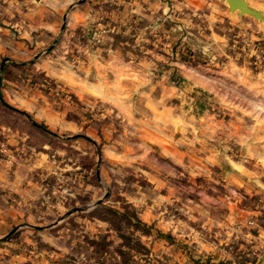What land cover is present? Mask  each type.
<instances>
[{
    "label": "rangeland",
    "instance_id": "rangeland-1",
    "mask_svg": "<svg viewBox=\"0 0 264 264\" xmlns=\"http://www.w3.org/2000/svg\"><path fill=\"white\" fill-rule=\"evenodd\" d=\"M0 78V264H264V23L0 0Z\"/></svg>",
    "mask_w": 264,
    "mask_h": 264
},
{
    "label": "crops",
    "instance_id": "crops-1",
    "mask_svg": "<svg viewBox=\"0 0 264 264\" xmlns=\"http://www.w3.org/2000/svg\"><path fill=\"white\" fill-rule=\"evenodd\" d=\"M249 3H251L253 6H255L258 9L264 10V0H249ZM55 4H58V2ZM51 27L52 26H49V28H51ZM22 170H23L22 168H18V173L14 176L11 175L7 171L0 170V180H3L2 182L4 183L1 190L2 191H8V190L13 189V191L16 192L18 196L19 195L21 196L22 192H24V191H22L21 185L18 182L21 181L20 178L23 175ZM27 178H29V177L27 176L25 179L27 180Z\"/></svg>",
    "mask_w": 264,
    "mask_h": 264
},
{
    "label": "water",
    "instance_id": "water-1",
    "mask_svg": "<svg viewBox=\"0 0 264 264\" xmlns=\"http://www.w3.org/2000/svg\"><path fill=\"white\" fill-rule=\"evenodd\" d=\"M226 3L228 4V9L231 13H238L240 16H250L264 23V13L249 6L245 0H226ZM101 203L102 202L99 201L97 205Z\"/></svg>",
    "mask_w": 264,
    "mask_h": 264
},
{
    "label": "trees",
    "instance_id": "trees-1",
    "mask_svg": "<svg viewBox=\"0 0 264 264\" xmlns=\"http://www.w3.org/2000/svg\"><path fill=\"white\" fill-rule=\"evenodd\" d=\"M35 126H37L38 128L42 129V130H47V128L44 126V125H40V124H37V123H34Z\"/></svg>",
    "mask_w": 264,
    "mask_h": 264
},
{
    "label": "bare ground",
    "instance_id": "bare-ground-1",
    "mask_svg": "<svg viewBox=\"0 0 264 264\" xmlns=\"http://www.w3.org/2000/svg\"><path fill=\"white\" fill-rule=\"evenodd\" d=\"M246 1V3L250 6V4L248 3V0H245Z\"/></svg>",
    "mask_w": 264,
    "mask_h": 264
}]
</instances>
